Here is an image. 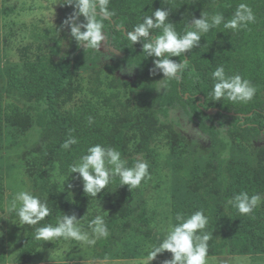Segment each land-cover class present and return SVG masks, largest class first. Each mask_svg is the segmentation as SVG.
Segmentation results:
<instances>
[{"label":"trees","instance_id":"16d2710c","mask_svg":"<svg viewBox=\"0 0 264 264\" xmlns=\"http://www.w3.org/2000/svg\"><path fill=\"white\" fill-rule=\"evenodd\" d=\"M241 3L252 9L255 22L238 31L224 29L221 24L203 34L200 45L184 53V58L190 63L182 79L170 81L166 93L157 91L158 82L164 77L162 73L153 75L150 71L155 58L142 53V43L131 47L124 32L131 31L144 15L151 14V10L164 8L169 10L168 19L174 23L177 32L183 33L191 20L201 18L202 13L209 17L221 13L226 20L231 19ZM109 8L116 13L111 22H104L111 43H107L111 50L110 68L123 76L116 83L129 88L135 106L134 111L127 114L125 125L121 120L117 124L108 112L102 114L95 110L91 100L81 104L76 111H62L64 97L77 78L74 69L84 66L79 59L55 60L44 56L37 61L28 60L25 71L10 74L9 88L17 91L28 103L33 111V115L29 113L33 119L31 127L40 129V137L34 141L38 168L33 173V181L36 187L47 189L46 203L51 210L49 217L33 227L23 250V259L31 257L43 243L33 238L36 227L55 226L58 218L66 215L69 208L77 219L85 217L84 210L91 198L83 188L73 197L67 196L49 172V166L58 163L61 172L68 174L70 166L80 160L87 148L99 143L119 150L131 167L138 157L130 149L129 130L133 127L140 134L137 152L151 155L153 148L150 143L167 126L161 121V116H168L172 108L181 110L203 134L210 137L215 147L225 152L215 166L219 177L222 174L225 181L215 177L213 184L206 187L207 206L203 212L208 217L206 231L212 234L208 252L215 254L220 251L227 261L235 253L264 252V200L250 215H240L228 204V200L241 191H247L249 195L259 193L264 198V97L261 95L264 90V0H110ZM159 31L154 30L153 34L158 35ZM171 59L179 62L183 56ZM220 65L224 66L227 75L240 74L252 82L256 88L252 101L233 104L227 100H212L209 93L214 81L210 74ZM4 116L9 117L10 113L0 103V140L5 131ZM70 135L76 137L78 143L69 150H63L61 144ZM245 141L262 144L258 157L237 155L235 151L227 153L236 146L242 147ZM112 187L118 204L105 221L109 236L97 241L96 259L106 258L114 242L122 235H133L147 241L153 230L151 219L141 209L140 186L130 190L126 185L120 186L117 177L112 181ZM4 203L5 185L0 178V228L5 222ZM5 259L4 245L0 241V262Z\"/></svg>","mask_w":264,"mask_h":264},{"label":"rangeland","instance_id":"374dc122","mask_svg":"<svg viewBox=\"0 0 264 264\" xmlns=\"http://www.w3.org/2000/svg\"><path fill=\"white\" fill-rule=\"evenodd\" d=\"M60 3L63 0H0V103L10 113L9 117L4 116L5 131L0 140V178L5 185V222L0 228V241L6 253V259L0 264H140L149 246L164 235L170 223H177L175 217L178 213L187 217L197 210L204 211L206 187L219 177L215 166L225 152L215 147L210 137L178 109L172 108L168 116H161L167 126L150 143L151 155L137 152L141 137L132 127L129 130L130 149L134 156L150 165L151 179L140 185L141 209L153 226L150 238L146 241L141 237L122 235L104 259L94 257L97 243L81 247L75 241H43L31 257L23 259V250L34 226L21 225L18 217L9 214L7 208L21 190L33 192L44 202H47L49 193L42 186L36 187L33 181V173L38 168L34 141L39 139L40 129L31 127L33 119L29 113L33 115V111L28 103L17 91L9 88L11 72L25 71L28 60L37 61L44 56L55 60L79 59L84 66L74 69L77 78L61 104L63 112L76 111L81 104L91 100L95 110L102 114L108 112L117 124L123 121L122 125H125L127 114L135 108L129 88L116 83L123 76L110 68L111 50L107 41L101 44V53L90 54L77 47L69 28L64 25L74 9ZM80 21L83 22L82 16ZM261 95L264 97V90ZM184 121L199 130V135L183 132ZM222 136H225L223 132ZM261 145L245 141L242 147L236 146L227 153L235 151L237 155L258 157ZM48 169L67 196L73 197L83 188L78 173L64 174L58 163ZM220 176L219 179L225 181L224 176ZM112 188L111 182L96 199L88 200L85 217L79 218L83 230H88V221L96 215H102L105 221L109 219L112 208L118 204ZM71 214L69 208L66 215ZM171 255L170 252L158 254L151 264H163L171 259ZM228 258V261L224 259L220 251L208 252V264H264V252L235 253Z\"/></svg>","mask_w":264,"mask_h":264},{"label":"clouds","instance_id":"9594fccd","mask_svg":"<svg viewBox=\"0 0 264 264\" xmlns=\"http://www.w3.org/2000/svg\"><path fill=\"white\" fill-rule=\"evenodd\" d=\"M60 4L72 6L74 9L64 21V25L69 28L70 36L78 47L100 52L102 41L111 44L104 23L106 20L111 22V18L116 15L115 11L109 8L110 0H63ZM81 16L84 18L83 22L80 21ZM168 17L169 10L164 8L151 10V14L144 15L141 22L135 24L131 31H127L126 34L124 32L131 47L138 42L142 43V53L146 57L155 58L154 67L150 71L153 75L163 74L164 78L158 82L157 91L162 90L165 93L169 82L179 81L183 73L189 69L190 61L184 58V53L199 46L203 34L221 24L224 29L238 31L256 19L246 3L239 4L232 18L228 20L221 13L211 17L202 13L201 18L191 20L183 33L177 32L174 23L170 22ZM117 27L122 29L121 25ZM154 30H160L159 34H153ZM104 56L109 58V55ZM181 56L183 59L179 62L171 59ZM210 78L214 81L209 93L213 101L227 100L233 104H247L256 94V88L250 80L240 74L227 75L223 65L218 66L210 74ZM89 122L91 123V118ZM183 124V132L199 135V130L193 129L188 121H184ZM77 143V138L70 135L61 144V148L69 150ZM149 167L148 161L141 158H137L129 167L128 161L122 158L119 150L97 143L89 146L80 160L70 166V174L78 173L83 182L84 193L96 199L97 194L105 190L117 177L120 186L126 185L130 190L138 188L142 181L151 179ZM262 200L264 198L259 193L249 195L247 191H241L234 194L228 200V204L240 215H250ZM7 212L14 213L21 225L35 226L49 217L51 210L39 196L29 190H21L15 194ZM175 219L177 223H170L164 235L149 246L140 264H151L158 254L165 251L172 255L171 259L165 260L163 264H208V242L212 239V234L206 231L208 217L202 210H197L187 217L178 213ZM79 221L75 214H63L55 226L46 224L36 227L33 238L44 242L75 241L83 247L94 246L99 239H106L109 236L102 215H96L88 221V230H83Z\"/></svg>","mask_w":264,"mask_h":264}]
</instances>
